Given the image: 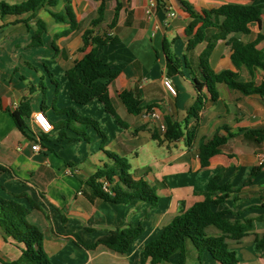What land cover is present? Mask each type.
Here are the masks:
<instances>
[{"label":"crops","instance_id":"crops-1","mask_svg":"<svg viewBox=\"0 0 264 264\" xmlns=\"http://www.w3.org/2000/svg\"><path fill=\"white\" fill-rule=\"evenodd\" d=\"M23 0H0L18 4ZM77 20V28L65 34L71 27L64 1L46 5L34 16L0 15V164L11 172L0 173V197L13 198L14 194L27 192L41 205L47 216L31 210L29 221L44 234V249L53 264H152L143 260L144 246L158 239L165 227L183 209H188L203 197L208 183L220 176L222 184L229 183L236 191L216 210L231 212L228 218L240 221L244 231L235 238L216 226L206 228L209 236H223L230 250L236 252L239 264H264V134L248 135L250 131H264V95H247L226 83L218 84L219 99L212 103L206 88L202 94L206 105L199 118L186 122L187 109L199 94L196 83L186 67L184 59H196L206 49V43L198 45L192 54L188 45L186 27L191 21L181 1L202 13L227 4L261 5L257 16L260 23L251 25L249 34L233 33L218 41L210 54V65L216 73L230 70L239 74L244 83L264 87V69L249 68L240 61L238 67L232 60L230 39L245 44L257 42V49L264 53V0H164L159 7L155 0H120L123 9L117 30H109L116 1L108 3L105 22L97 31L117 35V44L99 48L100 57L120 74L109 85L111 103L126 127L105 111L103 104L93 100L85 105L77 104L70 96L71 83L66 72L74 67L91 47L81 52L83 34L91 29V21L98 17L99 2L95 0H71ZM127 10L132 11V21L126 24ZM174 13L171 17L170 14ZM41 44L31 46L33 35ZM261 36V38H259ZM165 42L170 53L183 61L182 74L169 76L166 71ZM169 79L177 91L173 96L164 86ZM124 91L134 92L143 113L133 116L119 101ZM30 102V115L25 118L33 135L27 136L16 126L12 112L24 99ZM151 106V109L147 108ZM74 108L78 114L97 120L108 140L106 151L126 157L135 179H144L157 189L159 202L152 207L148 202L133 201L128 204L111 202L92 203L83 195V182L111 160L101 149V139L93 128L86 130L90 141L83 135L65 128L66 137H60L55 128L43 139L36 134L33 117L45 111L53 124L65 121L66 115L57 110ZM154 112L158 118H153ZM178 120L183 125L184 136L178 141L164 140L160 130L166 119ZM227 127L234 134L222 152L211 158L203 168L199 159L202 141L210 140L217 131ZM195 130L191 145L186 133ZM157 133L161 142L153 138ZM224 134H226L224 132ZM71 139H75L74 141ZM39 143L41 149L33 150ZM145 157V161L141 160ZM136 168V169H135ZM29 207L25 198L18 199ZM142 225L144 232L126 254L117 253L103 245L88 250L111 231ZM186 264H214L209 252L203 253L202 262L193 245H188ZM21 246L5 239L0 230V260L11 261L21 256ZM179 255L169 262L176 264Z\"/></svg>","mask_w":264,"mask_h":264},{"label":"trees","instance_id":"trees-1","mask_svg":"<svg viewBox=\"0 0 264 264\" xmlns=\"http://www.w3.org/2000/svg\"><path fill=\"white\" fill-rule=\"evenodd\" d=\"M60 0H23L18 4H8L0 2V15H23L34 16L46 5L55 6ZM66 4L67 15L71 21L70 29L65 33L69 34L77 28V20L72 10L71 0H61ZM99 2L98 17L91 21V29H87L83 34V47L81 52L91 47L90 52L77 61L66 75L71 83L70 96L80 105L88 104L93 100L100 101L107 113L112 115L117 122L126 127L117 115L109 98V85L117 79L120 70L110 67L105 59L100 57L99 48L106 44H117L120 39L117 35L107 32L100 33L96 29L105 22L108 3L111 0H95ZM116 6L112 13V20L108 24L109 30H117L120 13L123 4L120 0H115ZM159 7H164V0H155ZM255 1V0H250ZM183 9L190 14L191 21L186 27L188 45L192 54L198 45L206 43V49L196 59H184L187 68L196 83L199 94L194 98L192 104L187 109L186 122L190 118H199L201 110L206 105V97L202 94L204 88L209 93V101L215 103L219 99L218 84L226 83L247 95H264V87H258L254 83H244L239 80V74L226 70L220 73L214 72L210 65V54L214 50L218 41L225 40L233 33L249 34L253 23H260L257 16L261 13V5H235L227 4L218 9L203 11L199 13L188 4L181 1ZM132 21V11L127 10L126 24ZM261 38V36H259ZM40 38L34 34L31 46L40 45ZM228 44L232 49V60L238 67L240 61L245 62L249 68L264 69V53L257 49V42L245 44L236 39H230ZM164 53L167 58L166 71L169 76L182 74L183 61L172 55L168 44H164ZM119 101L126 108L129 114L139 116L144 108L141 101L132 91H124L118 95ZM151 109V106L147 108ZM30 102L24 99L19 108L12 112V118L17 128L27 136L33 135V131L27 125L25 118L30 115ZM57 113L66 115L65 121L53 124L60 129V137H66L65 128L83 135L84 139L90 141L86 130L93 128L101 139V149L111 160L110 164H105L93 175L83 182V195L92 203L111 202L115 204H128L133 201L148 202L152 207H156L159 202L157 189L144 179H135L131 173V164L126 157L116 153L106 151L105 146L108 140L106 133L101 129L97 120L82 116L74 108L63 110L55 109ZM43 112H45L43 110ZM167 129L164 133V140L178 141L185 132L183 125L178 120L166 119ZM224 132L226 134H224ZM248 135L263 138L264 131L246 132ZM187 143L191 145L195 137V130L186 133ZM43 139L42 136H38ZM234 137L227 127L216 132L210 140H204L199 147V159L201 166L206 168L210 164L212 157L220 154L222 148L228 140ZM153 138L159 142L161 139L157 133ZM75 140V139H71ZM11 172L6 166L0 164V173ZM220 176H215L210 180L205 191L200 195L201 201L196 202L188 209H183L165 227L161 236L147 243L142 251L143 260L151 259L152 264L169 262L171 257L178 254L179 261L176 264H186L188 257V245L191 244L197 250L198 261L202 262L203 253L209 252L215 260L214 264H239L236 252L229 249L223 236H209L206 228L216 226L223 232H229L235 238L242 235L243 224L240 221L232 222L228 215V210L217 211L216 209L236 191L229 183L222 184ZM105 184L107 187L104 188ZM25 198L29 207L23 205L18 199ZM31 210H38L47 213L29 193L14 194L13 198L0 197V230L5 239H11L18 246H21V256L18 259L5 261L0 260V264H53L44 249V234L28 217ZM142 225L129 227L124 230L111 231L107 235L99 238L93 244H86L79 238L80 245L88 250H94L103 245L117 253L126 254L131 245L143 235ZM264 249V240L261 243Z\"/></svg>","mask_w":264,"mask_h":264},{"label":"built area","instance_id":"built-area-1","mask_svg":"<svg viewBox=\"0 0 264 264\" xmlns=\"http://www.w3.org/2000/svg\"><path fill=\"white\" fill-rule=\"evenodd\" d=\"M170 16L173 17L174 13H171ZM164 86L167 88L170 94H172L173 96L177 95V91L169 79L164 80ZM150 115L153 118H158V115L154 112H151ZM33 123L36 127L35 132L38 136L50 134L54 130L53 123L51 122L49 117L46 115V113L43 111H39L34 114ZM166 129H167L166 125L160 126V130L163 134L166 132ZM40 149H41V146L39 145V143L33 146V150L35 151H39ZM259 164L264 165V157L261 156L259 158ZM106 187H107V184H105L104 188Z\"/></svg>","mask_w":264,"mask_h":264},{"label":"rangeland","instance_id":"rangeland-1","mask_svg":"<svg viewBox=\"0 0 264 264\" xmlns=\"http://www.w3.org/2000/svg\"><path fill=\"white\" fill-rule=\"evenodd\" d=\"M144 159H145V157L143 156V158H142L141 160L145 161ZM135 169H136V168H135ZM132 173L135 174V170H134V172H132Z\"/></svg>","mask_w":264,"mask_h":264}]
</instances>
